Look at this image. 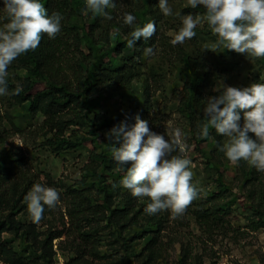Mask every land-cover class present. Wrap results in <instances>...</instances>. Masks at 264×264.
Here are the masks:
<instances>
[{
	"label": "rangeland",
	"instance_id": "1",
	"mask_svg": "<svg viewBox=\"0 0 264 264\" xmlns=\"http://www.w3.org/2000/svg\"><path fill=\"white\" fill-rule=\"evenodd\" d=\"M83 1L79 13H72L67 5L59 11L64 17L58 34L62 44L53 57L51 79L64 82L74 91L92 81L86 69L93 61L92 44L100 45V51L114 46L116 38L125 40L132 30L123 23L125 12L137 18L133 27L155 21L154 54L145 56L143 50L135 57L137 73L129 85L111 82L96 86L87 98L91 103L88 115L79 122L64 124L62 134H58L72 143L67 146L55 140L58 128L53 121H46L41 111L25 110L11 94L0 97V160L5 155L11 161L2 163L17 165L10 180L26 188L25 195L34 184L59 193L56 207L45 206L39 223L33 222L24 198L16 218L30 222L38 239L48 236L50 230H61L60 236L52 238L49 264H75L74 256H78L77 264H264V173L245 181L238 173V164L214 149L211 130L207 138L199 135L202 101L218 95L224 84L243 88L259 79L264 83V57H247L227 49L213 52L218 37L203 20L194 29L193 39L173 46L171 40L182 27L176 13L204 15L203 6L192 9L186 6L187 0H168L170 16L160 11L159 0H114L116 7L107 9L112 19L100 16L91 26L93 30L84 28L88 37L78 43L65 25L90 22ZM2 7L0 0V18L5 16ZM125 50L118 47L112 52L120 56ZM7 71V83L20 86L25 71L15 61ZM146 102L144 112L136 111ZM137 114L166 139L173 137L174 129L181 130L188 145L182 155L191 160V183L198 195L182 215L174 216L171 210L149 215L145 208L150 198L127 193L130 204L126 217L119 219L120 226L108 217L110 209L125 206L124 198L109 183L116 173L103 165L97 167L91 152L106 153L111 143L106 133L121 121L134 124ZM104 116L112 120L101 127ZM85 138L93 139L83 142ZM108 197L111 202H107ZM218 204L229 211L214 217L211 212ZM6 212L0 210V218ZM1 237L24 255L31 252L20 231L3 230ZM0 264L8 263L0 260Z\"/></svg>",
	"mask_w": 264,
	"mask_h": 264
},
{
	"label": "clouds",
	"instance_id": "2",
	"mask_svg": "<svg viewBox=\"0 0 264 264\" xmlns=\"http://www.w3.org/2000/svg\"><path fill=\"white\" fill-rule=\"evenodd\" d=\"M86 6L93 17L111 20L107 9L115 8L116 4L114 0H86ZM186 6L192 9L203 6L204 15L181 16L177 12L182 27L171 40L173 46L193 39L194 29L203 20L218 37L212 45L213 52L227 49L247 57H264V0H187ZM158 7L164 16L173 14L168 0H159ZM2 8L5 16L0 18V97L22 91L17 86L9 93L7 69L22 54L36 50L44 34L55 39L64 19L59 12L49 14L40 0H3ZM136 19L128 12L123 15V23L132 29L128 48L156 33L155 21L133 27ZM143 54L153 55V48L146 47ZM202 102L201 138H207L209 129H214L225 138L224 143L218 144V150L232 164L243 160L264 173V83L243 88L224 84L218 95L208 96ZM134 119V124L121 121L106 133L113 145V159L125 173L120 184L134 197L150 198L145 208L147 214L171 210L174 216H180L198 195L191 183V160L182 155L188 147L186 140L179 128L174 129L169 140L152 131L149 121L141 119L139 114ZM177 151L181 154L173 155ZM24 201L33 222L39 223L45 206L56 207L59 193L52 187L34 184Z\"/></svg>",
	"mask_w": 264,
	"mask_h": 264
},
{
	"label": "trees",
	"instance_id": "3",
	"mask_svg": "<svg viewBox=\"0 0 264 264\" xmlns=\"http://www.w3.org/2000/svg\"><path fill=\"white\" fill-rule=\"evenodd\" d=\"M40 2L48 10L49 14L52 12H59L66 5L70 8L72 13H79V8L84 6L83 0H40ZM86 11L90 19L89 23H83L81 26H78V24L69 22L65 25V30L69 33L73 32L75 34L74 38L78 43L82 41L83 38L88 37L86 34L88 33L87 29L93 30L94 28H91V26L100 18V16L93 17L90 10ZM140 27L143 26L141 25ZM84 28L87 29L83 31ZM89 33H91V31ZM129 38V36L125 40H118L116 38L114 46H105L100 51L98 49L100 45L92 44L91 55L93 61L86 69L93 76V80L85 82L79 91H74L69 89L64 82L58 83L54 81L55 79H51V74L49 72L54 68L53 57H55L56 51H60L62 40H60L58 35L55 39H49L47 35L44 34L36 50L22 54L15 60L16 65L25 72L21 76V81L19 82V87L22 91L18 95L11 94V97L27 111H41L46 116V121L49 123L53 121L58 128L56 135L62 134L60 131H62L64 124L68 125V123L79 122L82 116L88 115L87 111L91 110V103L87 98L98 84L118 82L129 85L131 83L132 77L137 73L135 69V65L137 64L135 57L140 56V53L145 47H151L154 42V35L148 40L141 38L136 42L133 48L127 47V40ZM91 40L93 41V39ZM118 47H121V50H126L123 54H120V56H115L112 51L113 48L117 49ZM258 83H262L260 79ZM8 86L10 93L17 87L15 84H8ZM147 105V102L141 103L140 108H137L136 111L144 112ZM82 110L85 112H82ZM63 114L66 116L64 117ZM111 120L112 119L107 120L104 116L100 122V126L108 125ZM210 130L214 136V149H216L218 153L224 154L218 150V144L223 143L224 137L217 135L214 129L210 128ZM60 137L61 135L55 137V140H59L58 142L60 145L63 143H65L66 146L72 144L70 141ZM92 139L93 138H85L83 142ZM116 146L118 147L119 145L117 144ZM112 147L113 145L108 144L106 146V153L102 151L96 152L94 150L91 152V156L97 167L98 165H103L116 173L115 179L111 181L113 183H109L112 186L111 188H115L117 194L124 198L125 206L120 208L116 206L110 209L108 217L109 219L115 220L116 224L122 226L119 219L127 215V205L130 204V196L127 193H130V191L120 184L125 173L119 170V165L114 161ZM2 160L8 163L11 159L2 155L0 160V210H7L5 214H1L3 217L0 218V260L8 264H37L40 260H44L46 261L45 264H49L51 254L50 252L48 253V250L51 251L50 246L52 238L60 236L61 230H50L48 236L38 239L36 231L30 222H21L16 218L15 214L23 207L20 201L25 197L26 188L22 189L16 182L10 180V174L17 168V165H6L2 163ZM238 173L247 181L249 178L255 179L256 174H259L260 171L241 160L238 163ZM106 200L107 202H111L112 198L108 197ZM78 208H80L79 204ZM228 211V208L222 204H218L211 213H213L214 217H218L223 216L228 213ZM3 230L20 231V234L24 236L25 241L29 244L31 252L28 255H24L21 250L14 249L1 237V232ZM88 233V231L84 232V234ZM38 250H41V254H36ZM147 255L150 256V253ZM72 260L75 264L79 262L78 256H74Z\"/></svg>",
	"mask_w": 264,
	"mask_h": 264
}]
</instances>
